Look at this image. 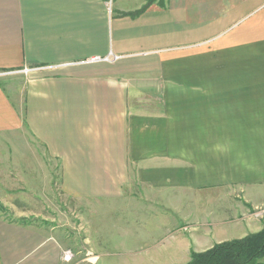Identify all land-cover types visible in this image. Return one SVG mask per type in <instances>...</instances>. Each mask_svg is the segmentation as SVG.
<instances>
[{
    "label": "crops",
    "instance_id": "1",
    "mask_svg": "<svg viewBox=\"0 0 264 264\" xmlns=\"http://www.w3.org/2000/svg\"><path fill=\"white\" fill-rule=\"evenodd\" d=\"M50 162L85 253L0 212V264H188L260 231L264 0H0V173Z\"/></svg>",
    "mask_w": 264,
    "mask_h": 264
},
{
    "label": "rangeland",
    "instance_id": "2",
    "mask_svg": "<svg viewBox=\"0 0 264 264\" xmlns=\"http://www.w3.org/2000/svg\"><path fill=\"white\" fill-rule=\"evenodd\" d=\"M22 151L25 152L24 149ZM38 155L43 156L39 151ZM49 165L45 166L43 180L20 176L23 165H18L13 173L1 172L0 212L10 218L20 217L58 230L68 239L66 247L70 248L67 249L84 254L82 238L87 233L86 221L89 217L83 205L88 203L66 196L60 187L55 162Z\"/></svg>",
    "mask_w": 264,
    "mask_h": 264
},
{
    "label": "trees",
    "instance_id": "3",
    "mask_svg": "<svg viewBox=\"0 0 264 264\" xmlns=\"http://www.w3.org/2000/svg\"><path fill=\"white\" fill-rule=\"evenodd\" d=\"M264 227L240 239L215 244L213 247L192 252L188 264H264Z\"/></svg>",
    "mask_w": 264,
    "mask_h": 264
},
{
    "label": "built area",
    "instance_id": "4",
    "mask_svg": "<svg viewBox=\"0 0 264 264\" xmlns=\"http://www.w3.org/2000/svg\"><path fill=\"white\" fill-rule=\"evenodd\" d=\"M105 59L106 60H109L110 57H105ZM95 60H100V58L98 57V59H95ZM26 70L29 71L28 69H26ZM73 257H74V251L73 250L67 249V250L63 251V258H64V260H66V261H72Z\"/></svg>",
    "mask_w": 264,
    "mask_h": 264
}]
</instances>
